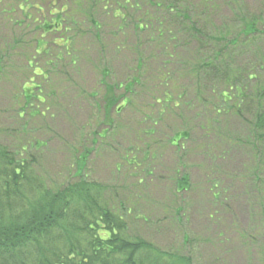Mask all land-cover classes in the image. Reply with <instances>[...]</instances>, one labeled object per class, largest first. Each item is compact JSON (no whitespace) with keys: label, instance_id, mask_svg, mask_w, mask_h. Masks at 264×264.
Returning <instances> with one entry per match:
<instances>
[{"label":"rangeland","instance_id":"374dc122","mask_svg":"<svg viewBox=\"0 0 264 264\" xmlns=\"http://www.w3.org/2000/svg\"><path fill=\"white\" fill-rule=\"evenodd\" d=\"M226 1L219 0V8L211 12L219 27L230 31L236 27L230 9L240 8L236 2L244 14L264 17V0ZM134 6L131 0H0V143L15 152L21 143L41 142L30 151V161L37 174L54 186L74 180V163L84 150L90 151L84 177L112 189L127 181V166L120 165L124 157L139 159L146 152H157L152 181L158 194L142 208L151 213L150 224L139 225L136 231L164 250L179 248L192 257L193 264H264V213L259 207L264 202L261 205L262 198L259 201L247 188L254 181L247 169L243 132L250 118H222L228 121L227 131L219 120L213 125L215 134L222 130L227 137L220 140L226 142L227 150L215 153V158L201 150L212 135L200 131L205 117L195 102L190 112L177 113L178 121L163 118L155 137L144 135L150 123L144 116L150 112L149 119H153L149 107L160 109L149 103V94L163 102L176 98V89L181 93L185 82H193L175 70L185 67L198 46L170 43V36H165L166 50L160 48L149 30L151 9ZM213 43L207 47L213 49ZM249 59L257 60L256 52L241 51L230 63L242 68ZM102 69L108 72L104 80ZM162 71L168 75L167 87L152 79ZM137 77L140 81L129 99L131 104L121 116L112 114L111 125L106 123L110 138L100 145L96 135L104 128L105 111L99 106L104 84L125 85ZM28 87L40 90L46 102L30 101L21 120L22 89ZM210 92L209 96L217 94L215 89ZM32 113L40 114L30 119ZM185 124L192 131L188 142H180L184 149L177 153L167 142L178 125ZM177 171L189 175L191 184V191L172 205L182 211L181 222L167 216L171 207L167 209L166 201L158 198L168 194ZM211 191L218 195L216 200Z\"/></svg>","mask_w":264,"mask_h":264},{"label":"trees","instance_id":"16d2710c","mask_svg":"<svg viewBox=\"0 0 264 264\" xmlns=\"http://www.w3.org/2000/svg\"><path fill=\"white\" fill-rule=\"evenodd\" d=\"M131 1L136 9L140 4L151 9L147 16L149 30L157 37L160 48L166 50L162 40L165 36H170V43L176 44L179 41L198 46L185 67H177L175 70L176 75L182 71L193 82H185L183 88H180L181 93L176 89V98L169 97L168 100H161L163 102H158L154 94H149L152 101L149 103L160 105V109L149 107L153 119H149L150 112L144 116L150 123L146 125L148 128L143 134L149 138L155 137L160 125L165 122L163 118L170 117L178 121L177 113L190 112L195 102L205 117L200 131L212 135L206 138L201 150L208 158H215L217 152L227 150L226 142H220L221 137H227L222 130L215 134L213 125L219 120L227 131L228 121L222 118L247 115L250 120L244 127V144L248 153L247 169L251 171V180L254 179L247 188L249 193L258 195L259 201L262 198V205L264 17L244 14L236 2L235 6L240 8L236 11H233V6L230 8L237 20L236 27L230 31L228 27H219L212 17L211 12L219 8V0ZM226 2L224 0V4ZM138 30L142 31V28L138 27ZM211 40L215 42L213 49L207 47ZM223 48L227 50L223 51ZM241 51L248 54L256 52L258 59H249L242 68H238L230 62ZM231 66L236 69H231ZM100 73L103 80L107 78L108 72L105 69ZM215 74L219 75L216 80L212 78ZM167 76L166 71H162L156 79H152L158 82L156 84L167 87ZM139 81L137 77L125 85L104 84L105 94L100 97L99 104L105 111L104 128L96 135L100 145L110 138L108 124L112 123V114L119 117L129 107V99L135 95L133 89L139 85ZM213 89L217 92L214 97L209 96L211 92L208 93ZM36 90L31 87L22 89L21 99L24 103L19 108L21 120L25 119L24 109L31 104L30 101H37L38 104L46 102V97H42L41 91ZM38 114L28 116L34 119ZM26 125L25 122V128ZM190 127L186 124L183 127L178 125L174 136L168 139L169 147L175 148L177 153L184 149L180 142H188L192 131ZM41 145L39 141H35L34 146L21 143L12 152L0 143V264H193L192 257L179 248L164 250L143 238L139 230L136 231L137 226L150 224L151 213H144L142 208L144 203L158 194L152 181L156 168L153 162L159 158L157 152H146L139 159L124 157L120 165L127 166V181L121 188L112 189L84 177L90 153L84 150L74 163V180L54 186L37 174L30 161V151ZM176 174L178 177L171 181L172 187L168 194L159 195L158 198L166 201L167 209L171 207L167 216L181 222L179 213L182 211L174 210L172 205L175 207L191 191V184L185 172L177 171ZM216 196L212 192L214 200ZM259 207L262 209L260 213H264V205Z\"/></svg>","mask_w":264,"mask_h":264}]
</instances>
